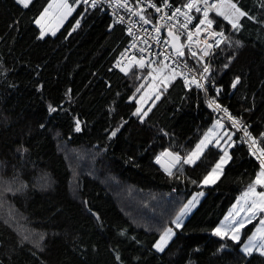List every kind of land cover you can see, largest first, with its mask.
Wrapping results in <instances>:
<instances>
[{"label":"trees","instance_id":"trees-1","mask_svg":"<svg viewBox=\"0 0 264 264\" xmlns=\"http://www.w3.org/2000/svg\"><path fill=\"white\" fill-rule=\"evenodd\" d=\"M48 1L25 8L0 0V264H264L259 252L241 250L259 217L239 240L214 234L260 171L248 144L222 123L232 133L230 158L208 186L201 182L220 142L184 163L217 123L206 92L177 74L137 112L160 60L112 69L126 28L78 0L57 32L40 38L35 19ZM231 2L248 15L231 18L238 30L221 22L228 37L211 62V90L264 149V0ZM165 149L180 157L170 172L156 162ZM200 189L157 251L160 232Z\"/></svg>","mask_w":264,"mask_h":264},{"label":"built area","instance_id":"built-area-1","mask_svg":"<svg viewBox=\"0 0 264 264\" xmlns=\"http://www.w3.org/2000/svg\"><path fill=\"white\" fill-rule=\"evenodd\" d=\"M190 2L194 3L195 6L192 8L185 7ZM88 3L91 6V0ZM221 3V0H208L209 5L214 4L217 7L206 9V5L201 0H159L158 2L153 0H136V2L128 0H99L95 7H100L103 11L113 15L118 22L125 26L129 35V42L113 63L112 69L122 68L134 56L137 57L139 66L157 59H163L171 68L180 70L181 80L187 89L196 86L191 83L193 79L204 85L200 89L206 92L209 105V101L214 98L212 93L214 89L211 90L214 87V82L211 78V62L226 41L224 37H228V32L221 22H230L224 16L218 14V11H222ZM124 4L127 7L121 6ZM197 7L200 11L196 10ZM157 8L160 10L157 11ZM177 9H180L179 13L176 12ZM205 10L208 11V19L213 20L211 28L207 24H200L201 20L205 19ZM187 17H191V20H188ZM145 20L148 23H145ZM230 24L232 27L231 22ZM197 25H200L199 29ZM168 30L177 35L181 48L175 49L171 45L167 33ZM220 32H223L224 37L214 34ZM217 40H220L218 46L216 44ZM181 52L183 55L179 54ZM206 52L208 53L207 55H205ZM205 66L209 68L208 73H204ZM202 74L203 78H201ZM186 80L188 81L187 84ZM218 89L220 90L221 88L217 87L216 91ZM234 89L231 87V91H234ZM210 108L217 115L216 122L219 121L217 124L229 122L239 133L240 137L237 138L236 142L245 141L252 154L255 153L254 156L261 165V159H264V157H261L260 150L263 148L256 143L253 145V138L245 135V128L247 130L250 124L231 114L225 107L221 106L220 109H217L213 105ZM223 109H227V112ZM229 116L232 119H229ZM234 121L238 123L234 124Z\"/></svg>","mask_w":264,"mask_h":264},{"label":"rangeland","instance_id":"rangeland-1","mask_svg":"<svg viewBox=\"0 0 264 264\" xmlns=\"http://www.w3.org/2000/svg\"><path fill=\"white\" fill-rule=\"evenodd\" d=\"M221 1H222V3H221L222 12H224L225 14L231 16V18H233L234 20L235 19L237 20L238 13L235 14V15L233 14L234 13V9H232L230 7L229 0H221ZM74 2H75L74 0H49L47 2V4L45 5V7L43 8V10L38 14V16L35 19V23H36V20L38 18H40L41 14L45 13V9H47V12L43 16L41 24H37L36 23V25H37V27L39 28V31H40V36H41L42 28L45 30V35H48V34L49 35H53V32L56 33L59 30V28L65 23V21L70 17L71 13L75 9V7L78 5V2H77L76 5L74 4ZM231 3H233V2H231ZM69 9H71L70 13H69ZM159 60H160V63L154 64V67L157 70L155 81L153 82L151 88H146L142 92L141 96L139 97V103H140L139 104V108H138L139 112H142V109H144L146 104H148L149 99H151V97H153L154 95H157L159 90L162 87L167 85L168 82L173 77H175L177 74H180V70L179 69L171 68L170 65L166 61H164L163 59H159ZM137 61H138L137 57L134 56V57H132L129 60L127 65H129L131 63H135V62L137 63ZM153 63H151V64L153 65ZM127 65L123 66L122 68H125ZM226 127L227 126H223L222 124L218 125L216 123V125L213 126V128L211 129V133L209 134L210 131L207 133V134H209L208 135L207 145H209V144H218L220 142L221 143V147L223 148L222 149V154L220 155L217 163L220 161V158L222 156H225L226 152H227V157H226L227 162L229 161V158H230V152H229L230 151V145H231L230 136H231L232 133H229V130ZM204 139H205V137L202 140H204ZM201 141L198 143V145L201 143ZM197 146L193 150V152L197 150ZM217 163L210 170V172L208 173L207 176H209L210 173H212L213 177L215 175H217V173H213V169L215 168ZM224 166H225V164L223 165V167ZM217 171H218V174L220 176L222 171H223V169L222 170H217ZM216 181H217V179H216ZM211 184H213V183L205 184L204 183V179L201 182L202 186H208V185H211ZM246 192H248V191H246ZM261 192H264V185L258 184V185L255 186V193H249V195L247 197H245V195H244L245 192H244L240 196V198L237 200V202L235 203V205L233 207V209L235 208L234 211L232 212V214H230L227 217L226 222H225V224L226 223H228V224L231 223V227L233 228L231 234H228L230 237H232L235 234V229L239 228L241 223H243V225L245 226L250 221L254 220L255 219L254 217H261L262 218L261 221H264V213H262L260 215L259 212H256L255 215H253V212L250 210L252 208L254 202L259 203L261 201V197L257 195V193H261ZM203 193H204L203 189L196 190V191L191 193V195L187 198V200L183 204V206L180 209V211L178 212V214L172 219V224L167 226L166 228H164L160 232L159 237L156 240L155 244L157 243V241L159 240L160 236L163 234L165 229L171 228L173 230L174 234H175L176 226L173 223V221L176 220L179 217L180 223L182 224L183 221L186 219V217L189 215V213L194 209V207L198 203V201L201 199ZM186 205L188 206L187 208H185ZM239 207H241V209L243 210V211L240 212V214L237 213ZM244 208H246V209H244ZM243 228L244 227L240 228L239 238H240V236H241V234L243 232ZM221 229H223V227ZM261 230H264V224H262L261 222L259 223V221H257V225L254 228V230L252 231V233L249 234L247 236L246 240L242 242L243 243V245L241 244L242 245V249L248 245L250 237H252L254 235H258L261 232ZM170 240H169V242H170ZM261 242L262 241H260L259 239H257V241H256L257 244H259Z\"/></svg>","mask_w":264,"mask_h":264},{"label":"snow or ice","instance_id":"snow-or-ice-1","mask_svg":"<svg viewBox=\"0 0 264 264\" xmlns=\"http://www.w3.org/2000/svg\"><path fill=\"white\" fill-rule=\"evenodd\" d=\"M31 0H17V3L22 5L23 7L27 8L30 4ZM78 2H83L85 4H87L89 2V0H78ZM201 2H203L205 5H206V9H213V8H216L217 6L216 5H209L208 4V0H201ZM99 3V0H91V6L92 7H95L97 4ZM229 4H230V7L232 9H234V15L238 13V17H244V16H247L248 14L244 11H242L240 8H238L236 6L235 3H231V0H229ZM121 6H124V7H127L126 4L124 5H121ZM194 3L190 2L188 3L187 5H185V7L187 8H192L194 7ZM160 9L157 8V11H159ZM197 11H200V9L197 7L196 8ZM47 12V9H45V13ZM71 12V9H69V13ZM177 13L180 12V9H177L176 10ZM45 13H42L41 14V17L38 18L36 20V23L37 24H41V21L43 19V16L45 15ZM218 14L219 15H222L224 16V18L226 20H229L231 23H232V27L234 29H239V24L237 22H233L231 20V17L228 16V15H225L224 12L222 11H218ZM204 17L205 19L204 20H201L200 24L203 25V24H207V26L209 28L212 27V24H213V20L211 19H208V11L205 10L204 11ZM251 19V17H249ZM188 20H191V17H187ZM145 23H148L147 20H145ZM77 25H79V21H77ZM186 26V25H185ZM197 28L199 29L200 28V25H197ZM53 34H55L53 32ZM215 35H218L220 37H224V34L223 32H220V33H214ZM45 35V30L42 28L41 30V36L40 38H43ZM171 35V33H170ZM224 39L226 40L227 38L224 37ZM237 45L240 44L239 41L236 42ZM216 44L217 46L220 44V40H217L216 41ZM180 55H183V53H179ZM208 53L206 52L205 55H207ZM195 55V54H193ZM228 65H225V68H227ZM209 72V68L207 66L204 67V73H208ZM175 77H173L174 79ZM201 78H203V74L201 76ZM240 81V78L239 77H236L233 82H232V87L235 88L237 86V84L239 83ZM188 83V81L186 80V84ZM191 83H194L196 85L197 88H203L204 85L200 84L199 82H197L195 79H193L191 81ZM219 89L217 90V94H219ZM159 97H157L158 99ZM213 105H215V107L217 109H220L221 106L219 104H216L215 102V98H213L212 100L209 101V107H213ZM56 109L55 108H52L51 106H49V111L50 112H53L55 111ZM225 112H227V109H223ZM137 112H139V109H137ZM144 115H147V113H145ZM141 119H143V117H141ZM229 119H232L231 116H229ZM219 123V121L217 122ZM235 123H238V122H235L234 121V124ZM76 131H80V121L77 120L76 121ZM211 133V130L209 132V134ZM116 133L113 132L112 135H115ZM209 134H206L205 136V139L201 141V143L197 146V150L194 151L193 153L190 154L189 158L186 159L184 161V163H194L196 159L199 158L200 156V153L203 151L204 147L207 146V142H208V135ZM245 135L248 136L249 133L247 132L246 128H245ZM261 136L264 137V133H261ZM252 143L253 145L256 143V140H252ZM261 157H264V149H261ZM167 155H172L171 153H165ZM253 155H255V153H253ZM227 152L225 153V156H222L220 158V161L217 163V165L215 166V168L213 169V173H217V175H215L213 177L212 173L209 174V176H206L204 178V183L205 184H208V183H215L216 179L219 178V174H218V171L217 170H222L223 169V165L227 163ZM258 159H260V157H258ZM174 160L175 161H179L180 160V157L179 156H175L174 157ZM157 161L159 162V157H157ZM261 171L257 174V178L254 182V185L250 186L249 187V190L248 192H245L244 195L245 197H247L249 195V193H255V184H260V185H264V159H261ZM167 170V169H166ZM211 177V178H210ZM258 196L261 197V201L259 203L257 202H254L253 203V206L252 208L250 209L252 212H253V215H255L256 212H264V192H261V193H257ZM188 206L186 205L185 208H187ZM173 223L175 224L176 228H180L181 227V223H180V220H179V217L173 221ZM262 224H264V221H261ZM244 227L243 223L240 224L239 228H236L235 229V234L231 237V239L233 240H239V231H240V228ZM214 234L217 235V236H221V237H227V233L226 232H223L220 228H216L214 229ZM174 235V232L171 228H167L164 230L163 234L160 236L159 240L157 241V243L153 246L157 251L159 252H162L164 251L165 249V246L168 244L169 240L172 238V236ZM257 239H259L260 241H262L261 243L257 244L256 241ZM223 247V245L221 246ZM242 251L244 252L245 255H252L253 252H259L260 255L264 256V230H261V232L258 234V235H254L252 237H250L249 239V242H248V245L246 247H244L242 249Z\"/></svg>","mask_w":264,"mask_h":264},{"label":"water","instance_id":"water-1","mask_svg":"<svg viewBox=\"0 0 264 264\" xmlns=\"http://www.w3.org/2000/svg\"><path fill=\"white\" fill-rule=\"evenodd\" d=\"M168 36L170 38V42L171 45L175 48V49H179L181 48V43L177 37V35L172 32V31H167ZM171 33V35H170ZM171 153L172 155H167L165 153ZM178 156L177 154H175L173 151H171L170 149H165L158 157H159V162L156 159V162L167 172H170L174 165L178 163V161L174 160V157Z\"/></svg>","mask_w":264,"mask_h":264},{"label":"crops","instance_id":"crops-1","mask_svg":"<svg viewBox=\"0 0 264 264\" xmlns=\"http://www.w3.org/2000/svg\"><path fill=\"white\" fill-rule=\"evenodd\" d=\"M255 186H256V185H255ZM248 190H249V189H247L246 191H248ZM246 191H245V192H246ZM203 194H204V193H203ZM202 196H203V195H202ZM239 198H240V197H239ZM239 198H238V199H239ZM198 202H199V201H198ZM196 205H197V204H196ZM196 205H195V206H196ZM234 205H235V204H234ZM234 205L232 206V208L230 209V211L228 212V214L224 217V219L222 220L220 226L218 227V228H220V229L223 227V229H221V230H222L223 232H226L227 234H231L233 228L231 227V223H230V224H228V223L225 224V222H226L227 217H228L230 214H232V212L234 211V209H235V208L233 209ZM246 208H247V207H246ZM246 208H244V209H246ZM232 209H233V210H232ZM241 211H243V210L241 209V207H239L237 213L240 214ZM262 213H264V212H259L260 215H261ZM251 215H252V214H251ZM254 218H256V217H254ZM261 219H262L261 217L258 218L259 223L261 222ZM224 224H225V225H224ZM221 225H222V226H221ZM223 225H224V226H223ZM256 225H257V223H256ZM256 225H255V227H256ZM255 227H254V228H255ZM253 230H254V229H253ZM251 233H252V232H251ZM251 233H250V234H251ZM245 240H246V239H245ZM245 240H244V241H245ZM242 245H243V243H242ZM242 245H241V250H242ZM254 252H255V251H254Z\"/></svg>","mask_w":264,"mask_h":264},{"label":"bare ground","instance_id":"bare-ground-1","mask_svg":"<svg viewBox=\"0 0 264 264\" xmlns=\"http://www.w3.org/2000/svg\"><path fill=\"white\" fill-rule=\"evenodd\" d=\"M222 226V225H221Z\"/></svg>","mask_w":264,"mask_h":264}]
</instances>
